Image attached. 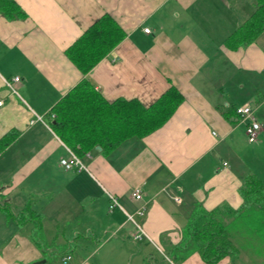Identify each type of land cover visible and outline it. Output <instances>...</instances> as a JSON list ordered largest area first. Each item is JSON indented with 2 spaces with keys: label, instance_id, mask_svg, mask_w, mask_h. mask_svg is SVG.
<instances>
[{
  "label": "crops",
  "instance_id": "crops-1",
  "mask_svg": "<svg viewBox=\"0 0 264 264\" xmlns=\"http://www.w3.org/2000/svg\"><path fill=\"white\" fill-rule=\"evenodd\" d=\"M14 1L24 17L0 13V264H264L258 245L215 263L197 251L171 256L195 206L235 209L246 175L264 183V19L251 42L226 45L255 1ZM105 13L125 36L82 75L65 50ZM84 77L107 100L148 105L170 86L183 100L157 129L68 170L51 110ZM243 104L261 124L254 142Z\"/></svg>",
  "mask_w": 264,
  "mask_h": 264
},
{
  "label": "trees",
  "instance_id": "trees-1",
  "mask_svg": "<svg viewBox=\"0 0 264 264\" xmlns=\"http://www.w3.org/2000/svg\"><path fill=\"white\" fill-rule=\"evenodd\" d=\"M254 1V11L226 40L228 47L245 45L262 30L264 0ZM0 13L8 19L26 15L14 0H0ZM124 36V30L105 13L66 48L65 54L86 75ZM182 100V94L173 86L148 105L135 98L107 100L84 77L52 107V129L78 156L96 146L107 153L125 139L143 137L160 127ZM6 142L4 137L0 145ZM240 195L243 203L235 209L225 206L207 210L201 205L195 206L181 230L180 242L172 248L174 260L180 261L197 251L203 261L215 263L226 256L237 258L247 245L251 249L258 245L260 250L254 256H262L264 183L257 175L248 174L240 187ZM251 239L255 243L250 245ZM33 240L39 244L42 239L35 236Z\"/></svg>",
  "mask_w": 264,
  "mask_h": 264
},
{
  "label": "built area",
  "instance_id": "built-area-1",
  "mask_svg": "<svg viewBox=\"0 0 264 264\" xmlns=\"http://www.w3.org/2000/svg\"><path fill=\"white\" fill-rule=\"evenodd\" d=\"M145 32H149V28H144ZM19 76H14L12 78V81H18ZM6 84L9 86L10 89H12L13 92H15L12 82L6 80ZM2 104V100H0V105ZM237 114H239L243 120H245V134L247 137V140L249 142H254L257 139L258 132L260 130L261 124L252 117V108L248 104L240 105L236 108ZM38 119L42 120L40 116H38ZM64 147L67 151V156L61 157L59 162L65 169H87L85 159L90 158V152H85L82 156H78L76 153H74L69 147H67L64 144ZM132 195L135 199L141 198V191L138 187H135ZM110 203H109V209H113L114 207H118L119 204L117 202V199L113 195H109ZM146 210V204H142L138 210L136 211V214L143 215ZM127 220H130L133 222L134 226L136 227L137 231L133 235L134 238L140 239L142 236L145 235V232L141 228V225L134 220L133 214L126 213ZM67 259L70 258V256H66Z\"/></svg>",
  "mask_w": 264,
  "mask_h": 264
},
{
  "label": "water",
  "instance_id": "water-1",
  "mask_svg": "<svg viewBox=\"0 0 264 264\" xmlns=\"http://www.w3.org/2000/svg\"><path fill=\"white\" fill-rule=\"evenodd\" d=\"M96 148H97V149H100V147H99V146H96Z\"/></svg>",
  "mask_w": 264,
  "mask_h": 264
},
{
  "label": "rangeland",
  "instance_id": "rangeland-1",
  "mask_svg": "<svg viewBox=\"0 0 264 264\" xmlns=\"http://www.w3.org/2000/svg\"><path fill=\"white\" fill-rule=\"evenodd\" d=\"M46 240H48V239H46ZM58 257V255L56 256V258Z\"/></svg>",
  "mask_w": 264,
  "mask_h": 264
}]
</instances>
